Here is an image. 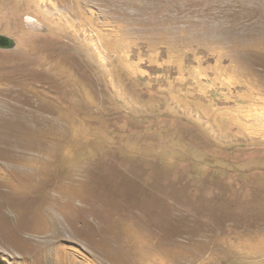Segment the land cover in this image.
<instances>
[{"label": "rangeland", "instance_id": "1", "mask_svg": "<svg viewBox=\"0 0 264 264\" xmlns=\"http://www.w3.org/2000/svg\"><path fill=\"white\" fill-rule=\"evenodd\" d=\"M0 264H264V0H0Z\"/></svg>", "mask_w": 264, "mask_h": 264}, {"label": "bare ground", "instance_id": "2", "mask_svg": "<svg viewBox=\"0 0 264 264\" xmlns=\"http://www.w3.org/2000/svg\"><path fill=\"white\" fill-rule=\"evenodd\" d=\"M16 150V149H15ZM13 151V150H12ZM134 180V179H133ZM136 180V179H135ZM137 181V180H136ZM136 183V182H135ZM133 184V183H132ZM144 189V188H143ZM114 195V194H113ZM144 197H145V194H144ZM53 198V197H52ZM69 199V198H68ZM108 199V198H107ZM153 204V203H152ZM56 206V205H55ZM144 206V205H143ZM118 208V207H117ZM146 235V234H145ZM46 243V242H44Z\"/></svg>", "mask_w": 264, "mask_h": 264}]
</instances>
